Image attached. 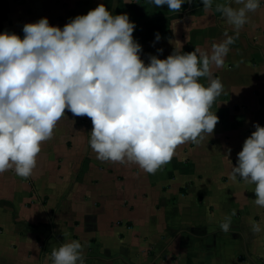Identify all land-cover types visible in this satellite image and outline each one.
Segmentation results:
<instances>
[{
	"label": "crops",
	"instance_id": "crops-1",
	"mask_svg": "<svg viewBox=\"0 0 264 264\" xmlns=\"http://www.w3.org/2000/svg\"><path fill=\"white\" fill-rule=\"evenodd\" d=\"M229 3L213 0L205 12L190 0L175 13L149 0H0V32L21 38L25 24L45 17L63 28L100 4L126 13L145 63L151 55L166 59L177 40L186 53L209 50L226 33L235 40L224 65L212 68L223 85L211 108L219 117L214 133L179 145L155 174L96 159L91 119L66 110L41 145L33 177L0 174V264H52V249L73 240L86 264H264V231L251 230L253 223L264 228L255 185L229 179L254 125L264 126V0L238 34L216 11ZM226 217L227 233L220 229Z\"/></svg>",
	"mask_w": 264,
	"mask_h": 264
},
{
	"label": "clouds",
	"instance_id": "clouds-1",
	"mask_svg": "<svg viewBox=\"0 0 264 264\" xmlns=\"http://www.w3.org/2000/svg\"><path fill=\"white\" fill-rule=\"evenodd\" d=\"M186 2L190 0H149L175 13ZM200 2L205 12L212 9L213 0ZM261 2L230 0L216 11L238 34ZM135 29L128 14L114 15L100 4L63 28L45 17L25 24L22 38L0 32V174L14 170L24 179L33 177L41 145L52 139L66 110L91 119L88 143L96 159L136 165L148 174L170 162L179 145L199 143L214 133L219 117L211 108L223 85L213 78L212 68L224 65L234 38L226 33L209 50L195 47L187 53L177 40L166 59L151 55L145 63ZM171 29L175 32L176 26ZM160 39L157 33L156 41ZM201 78L208 79L207 86ZM254 127L229 179L254 184V203L264 208V126ZM230 224L226 217L220 229L227 233ZM251 230L264 228L253 223ZM51 261L86 264L81 242L53 248Z\"/></svg>",
	"mask_w": 264,
	"mask_h": 264
}]
</instances>
